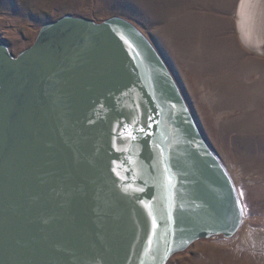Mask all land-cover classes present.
Segmentation results:
<instances>
[{
    "label": "water",
    "instance_id": "water-1",
    "mask_svg": "<svg viewBox=\"0 0 264 264\" xmlns=\"http://www.w3.org/2000/svg\"><path fill=\"white\" fill-rule=\"evenodd\" d=\"M235 186L130 22L65 15L0 41V264H167L231 239Z\"/></svg>",
    "mask_w": 264,
    "mask_h": 264
},
{
    "label": "rangeland",
    "instance_id": "rangeland-1",
    "mask_svg": "<svg viewBox=\"0 0 264 264\" xmlns=\"http://www.w3.org/2000/svg\"><path fill=\"white\" fill-rule=\"evenodd\" d=\"M241 0H0V41L13 55L46 23L120 17L170 70L203 138L228 172L242 223L231 239H203L167 264H264V53L238 32Z\"/></svg>",
    "mask_w": 264,
    "mask_h": 264
},
{
    "label": "bare ground",
    "instance_id": "bare-ground-1",
    "mask_svg": "<svg viewBox=\"0 0 264 264\" xmlns=\"http://www.w3.org/2000/svg\"><path fill=\"white\" fill-rule=\"evenodd\" d=\"M237 16V28L243 44L264 53V0H241Z\"/></svg>",
    "mask_w": 264,
    "mask_h": 264
}]
</instances>
